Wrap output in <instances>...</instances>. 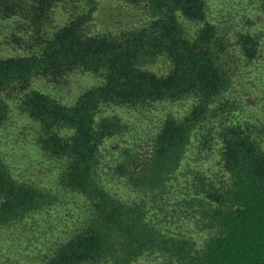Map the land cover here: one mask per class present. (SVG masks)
Returning <instances> with one entry per match:
<instances>
[{"label":"trees","instance_id":"trees-1","mask_svg":"<svg viewBox=\"0 0 264 264\" xmlns=\"http://www.w3.org/2000/svg\"><path fill=\"white\" fill-rule=\"evenodd\" d=\"M252 1L264 12V0ZM114 3L122 8L115 20L112 7L100 9L102 0H0V17L20 16L35 33L30 54L0 56V129L8 100L16 97L18 110L37 123V149L59 165L56 185L81 195L86 208L80 227L39 264H133L144 256L159 264H264V148L254 138V132L264 135V124L226 117L244 105L230 90L238 67L260 58L263 39L242 30L230 36L209 19L207 0L108 5ZM57 6L67 18L49 30ZM112 24L118 29L107 27ZM73 71L98 79L71 104L30 87L35 76L57 84ZM260 98L264 107V90ZM184 100L192 101L185 113L166 112L147 139L119 149L115 170L137 197L126 201L112 193L99 175L102 148L131 134L132 125L118 113H102L103 107L144 112ZM206 123L220 144L228 185L220 188L198 174L188 185L192 193L174 195L183 188L176 186L183 161ZM115 151L108 150L112 160ZM4 158L0 150V227H9L53 205L56 195L13 176ZM201 203L217 232L196 247L192 237L165 223L176 220L183 205Z\"/></svg>","mask_w":264,"mask_h":264},{"label":"rangeland","instance_id":"rangeland-1","mask_svg":"<svg viewBox=\"0 0 264 264\" xmlns=\"http://www.w3.org/2000/svg\"><path fill=\"white\" fill-rule=\"evenodd\" d=\"M207 1L209 19L225 28L230 36L242 30L258 34L263 39L260 58L248 66L238 67L236 80L230 90L231 96L237 94L242 97L244 105L231 115H226L231 122L247 121L260 127L264 124V107L260 100L264 90V12L260 11L252 0ZM102 2L100 9L112 7L109 13L111 16L114 15V20L118 12H122V8L117 4L108 5L110 0ZM100 14L102 15V11ZM66 18L67 12L61 6L55 7L46 23L47 29L51 30L61 25ZM188 25L192 28L194 26ZM107 27L112 30L118 29L117 24ZM34 42L35 33L26 26L20 16L0 17V56L30 54L35 49ZM97 79L96 75L90 72L73 71L57 84L48 85L43 78L35 76L30 87L44 91L65 104H71L79 93L95 84ZM8 103L9 113L0 129V150L4 159L13 176L51 189L56 195V202L9 227H0V264H39L42 256L49 253L54 244L64 240L80 227L85 218L86 208L81 195L67 192L56 185L59 165L40 152L33 141L34 127L36 128L37 123L18 110L16 97L12 96ZM191 103V100L164 102L144 112L117 105L103 107L102 113H118L132 125L131 134L107 140L102 148L104 159L99 175L112 193L126 201L137 197L136 191L115 170V164L119 160V149L139 142V137L147 139L155 130L160 117L166 112L180 116L188 110ZM214 121L217 122L216 119ZM212 129L213 127L206 123L197 131L183 161L184 174L180 175L181 178L176 185L177 188L181 186L183 188L177 189L174 195L192 193L188 185L198 174L206 176L207 180L220 188L228 185L227 174L221 171L220 144L215 143L210 137ZM254 135L264 148V135L257 132H254ZM110 148L116 150L113 160L108 154ZM187 205L182 206L183 211L175 216L176 220L173 217L165 224L182 230L187 237L193 238L196 247H201L217 232V222L208 216L206 204L201 203L196 207ZM165 214L172 216L169 212ZM133 264H159V259L144 256Z\"/></svg>","mask_w":264,"mask_h":264}]
</instances>
